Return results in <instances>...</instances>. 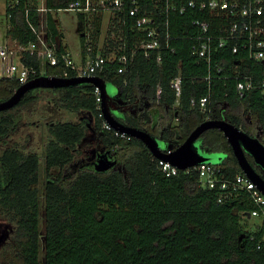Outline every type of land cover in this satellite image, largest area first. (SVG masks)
Returning <instances> with one entry per match:
<instances>
[{"label":"trees","instance_id":"trees-1","mask_svg":"<svg viewBox=\"0 0 264 264\" xmlns=\"http://www.w3.org/2000/svg\"><path fill=\"white\" fill-rule=\"evenodd\" d=\"M8 1L6 36L20 42L35 39L29 24L38 25L37 0H18L13 7ZM69 1L45 0V5L58 8ZM44 18L47 33L62 36L49 11ZM189 18L185 13L171 17L172 50L164 52L159 62L139 54L123 73L116 71L113 62L96 71L116 88L109 97L115 118L148 131L162 141V149L163 145L178 146L206 118H223L264 144V84L241 96L235 89L236 74L262 82L264 58L232 52L228 44L213 50L209 61L198 58L191 53L186 35L193 30ZM82 42L80 37L81 48ZM24 60L36 68L39 65L34 55ZM44 72L63 75L61 65L46 64ZM177 73L181 75L178 96L169 85ZM67 74L73 75L74 70L67 68ZM19 85L14 78H0V100ZM37 89L0 110V141L16 128L15 115L37 103ZM44 89L76 120L56 119L47 125L50 136L44 142V169L57 171L43 186V264H264L262 230L256 222L249 227L250 217L243 212L251 202L243 198L217 201V190L201 186L195 168H178L177 173L165 175L139 139L116 136L101 126L91 83ZM206 93L204 110L191 103V97ZM87 132L102 146L109 164L96 170L88 163L68 171L73 148ZM195 142L202 152L222 154L216 164L223 175L232 177L242 171L219 129L204 130ZM38 170L37 154L24 155L13 146L0 151V205L16 218L14 243L6 245L9 264H39Z\"/></svg>","mask_w":264,"mask_h":264},{"label":"built area","instance_id":"built-area-1","mask_svg":"<svg viewBox=\"0 0 264 264\" xmlns=\"http://www.w3.org/2000/svg\"><path fill=\"white\" fill-rule=\"evenodd\" d=\"M17 2L9 0L8 6L13 7ZM37 3L34 8L40 16L38 25L29 24L35 39L20 42L8 37L0 42V78H14L21 84L39 75L91 76L103 69L106 62L116 63V71L123 73L139 54L159 62L164 52L172 50L171 17L183 13L190 16L193 30L186 35L191 40V53L198 58L209 61L211 52L226 44L232 52L241 51L248 58H264V0H70L58 8H48L45 0ZM61 8L77 11L81 19L79 31L83 47H80L79 63L75 62L62 36L47 33L45 13ZM195 12H203L207 17L191 16ZM33 55L39 60L37 68L24 60ZM46 64L61 65L63 75L46 74ZM67 68L74 70V74L68 75ZM262 84L264 79L254 83L250 75L236 74L235 89L239 96ZM92 85L101 126L112 129L116 136L131 138L105 121L100 108V89ZM169 85L178 96L181 75L175 74ZM159 92L160 85H157V95ZM207 98L206 93L197 99L191 97L190 101L197 102L204 110ZM171 150V146L162 149L166 153ZM153 157L165 175L177 173L178 168L168 160ZM189 168L196 169L201 186L217 190V201L243 198L251 202V207L243 212L257 219L255 226L262 230L264 239V194L243 171L227 177L212 162H202L185 170Z\"/></svg>","mask_w":264,"mask_h":264},{"label":"rangeland","instance_id":"rangeland-1","mask_svg":"<svg viewBox=\"0 0 264 264\" xmlns=\"http://www.w3.org/2000/svg\"><path fill=\"white\" fill-rule=\"evenodd\" d=\"M5 0H0V42L5 41L6 28L8 23L5 16ZM52 16L58 22L62 30V39L64 43L70 49V52L75 59L76 63L80 60V23L78 21V12L72 9H58L53 10ZM107 89L110 95H113L116 91L115 86L107 82ZM36 93L38 94V101L33 104L27 111L16 114L14 122L17 123L15 129L3 140L0 141V151L5 147H16L22 154L35 153L39 157V231H40V249H39V264H43V186L47 177L55 176L57 168H52L48 172L44 169V142L50 136L47 125L49 122L60 120H76L75 114L67 110L62 106H58L54 103L50 94L46 92L43 87H37ZM174 122L175 120L172 119ZM160 146L162 147V141L160 140ZM102 146L95 142V140L87 133L81 141L73 148V158L70 161L67 170L76 169L83 164L93 163L101 153ZM214 155H220V153H213ZM212 163H217L212 161ZM3 211V210H2ZM5 217V218H3ZM257 219L254 217L248 218V226L252 227L253 223ZM16 228V218L11 215L9 211L6 213L0 210V264H9L10 248L4 247L3 244L14 243L12 232ZM6 236V239L4 237ZM4 240V241H3Z\"/></svg>","mask_w":264,"mask_h":264},{"label":"water","instance_id":"water-1","mask_svg":"<svg viewBox=\"0 0 264 264\" xmlns=\"http://www.w3.org/2000/svg\"><path fill=\"white\" fill-rule=\"evenodd\" d=\"M80 82H89L99 87L101 94L100 108L105 121L114 129L125 132L126 134L139 139L149 149L150 153L164 160H168L179 169H185L202 162H219L220 155L207 154L202 152L196 144L197 137L208 128H217L226 137L233 155L241 170L256 184L258 189L264 194V179L253 168L246 157V152L251 155L254 162L264 170V144L253 135L245 132L233 123L223 118H206L195 125L184 140L171 152L162 151L158 140L148 131L134 126L125 125L115 118V107L109 102V91L105 81L98 75L91 76H49L39 75L21 83L7 98L0 100V110L9 108L19 101L21 96L28 90L36 87H63L77 84ZM121 102L120 98L117 99ZM163 147H169L163 145ZM108 156L102 153L98 159L90 165L94 169H103L108 166Z\"/></svg>","mask_w":264,"mask_h":264},{"label":"flooded vegetation","instance_id":"flooded-vegetation-1","mask_svg":"<svg viewBox=\"0 0 264 264\" xmlns=\"http://www.w3.org/2000/svg\"><path fill=\"white\" fill-rule=\"evenodd\" d=\"M246 155L248 154L247 152L245 153ZM250 155V154H249ZM110 156V155H109ZM251 156V155H250ZM247 157V156H246ZM248 159V158H247ZM249 161H250V163H251V165L253 166V168L261 175V177H262V174H264V170L258 165V164H256L255 162H254V160H253V158L251 157V160L250 159H248ZM88 164V163H87ZM263 178V177H262ZM264 179V178H263ZM0 210H1V212H4V214L6 213V208L5 207H2L1 208V205H0ZM3 210V211H2ZM3 218H5V217H3ZM13 232H14V230H13ZM13 232H12V235H13ZM4 239H6V236L4 237ZM4 241V240H3ZM6 245H7V243H5V244H3V246L4 247H6Z\"/></svg>","mask_w":264,"mask_h":264}]
</instances>
